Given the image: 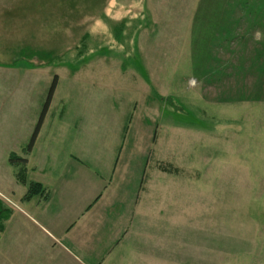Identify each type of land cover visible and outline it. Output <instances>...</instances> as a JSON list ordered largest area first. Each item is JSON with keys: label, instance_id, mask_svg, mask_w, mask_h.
I'll use <instances>...</instances> for the list:
<instances>
[{"label": "rangeland", "instance_id": "rangeland-1", "mask_svg": "<svg viewBox=\"0 0 264 264\" xmlns=\"http://www.w3.org/2000/svg\"><path fill=\"white\" fill-rule=\"evenodd\" d=\"M257 1L264 0H0V264H14L20 253L13 212H29L17 194L30 178L19 181L24 162L12 163L9 149L28 168L45 161L42 145L31 163L17 148L54 76L40 137L65 127V148L78 116L84 141L72 149L86 157L94 149L101 159L120 153L109 203L134 190L130 207L114 202L129 211L115 252L131 247L134 258L189 264L190 171L211 162L204 156L216 137L211 130L224 109L236 110L239 73L245 84L264 80V17L253 19L240 5ZM192 126L207 133L202 144Z\"/></svg>", "mask_w": 264, "mask_h": 264}, {"label": "crops", "instance_id": "crops-1", "mask_svg": "<svg viewBox=\"0 0 264 264\" xmlns=\"http://www.w3.org/2000/svg\"><path fill=\"white\" fill-rule=\"evenodd\" d=\"M240 5L245 14L253 13V19L264 17V1ZM239 74L236 110L229 114L224 109L222 123L211 130L216 136L213 148L204 154L211 162L206 159L204 167L194 165L189 174V264H264V80L253 78V83L245 84V72ZM45 116L33 144L27 147L31 131L24 139L26 144L20 145L25 144L24 148H17L30 156L31 163L37 145H42L45 161L28 168L22 156L29 182H37L43 189L38 187L37 195L29 198L24 197L26 192L17 194L29 212L12 215L20 220L12 237L13 250L20 252L14 264H110L115 254L114 264L119 260L122 264H164L140 254L135 255L141 258L132 257L131 247L125 254L115 252L129 219L125 208L130 207L134 191L129 200L126 190L118 198L126 203L123 209L114 204L118 199L109 203L120 153L116 157L114 150H108L101 159L94 149L88 157L83 149H72L81 136L84 141L78 116L76 131L61 149L67 130L62 127L65 132L60 136L50 132V137H40ZM34 120L35 116L32 125ZM196 128L192 126L190 132L202 144L207 133ZM196 137L192 146H198ZM9 150L10 156L18 154ZM194 151L199 156L200 151ZM142 173L137 176L139 186Z\"/></svg>", "mask_w": 264, "mask_h": 264}, {"label": "trees", "instance_id": "trees-1", "mask_svg": "<svg viewBox=\"0 0 264 264\" xmlns=\"http://www.w3.org/2000/svg\"><path fill=\"white\" fill-rule=\"evenodd\" d=\"M204 9V8H203ZM202 8L201 9H199L200 11H204L205 12V10H203ZM55 86H56V76H54V78H53V80H52V83H51V85H50V87H49V90H48V94H47V97H46V101H45V103H44V106H43V108H42V110H41V113H40V116H39V118H38V121L36 122V124H35V127H34V129H33V131H32V133H31V135H30V138H29V141H28V144H27V147H30L32 144H33V142H34V140H35V138H36V135H37V133H38V131H39V128H40V125H41V123H42V120H43V118H44V114H45V112H46V110L48 109V107H49V104H50V101H51V99H52V95H53V93H54V90H55ZM129 117V116H128ZM128 121H129V119H128ZM123 133L126 131V129H127V124L125 123V125L123 124ZM10 161L13 163H15V161H20V162H25V159L24 158H22V157H20V156H15V155H11L10 156ZM25 168L23 167V169L21 170H18V177L20 178V182H22L23 180H24V177H25ZM174 171H176V168H174ZM40 188V190H42L43 188L41 187V184H39V183H37V182H29V184H28V187H27V190H26V194H25V197L26 198H29V197H32V196H34V195H37V193L40 191H37V188Z\"/></svg>", "mask_w": 264, "mask_h": 264}]
</instances>
